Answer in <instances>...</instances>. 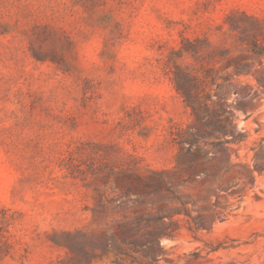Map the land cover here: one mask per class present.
Instances as JSON below:
<instances>
[{"label":"rangeland","instance_id":"374dc122","mask_svg":"<svg viewBox=\"0 0 264 264\" xmlns=\"http://www.w3.org/2000/svg\"><path fill=\"white\" fill-rule=\"evenodd\" d=\"M232 11L264 0H0V264H264V172L237 166L264 155V90ZM182 204L171 238L118 241Z\"/></svg>","mask_w":264,"mask_h":264},{"label":"trees","instance_id":"16d2710c","mask_svg":"<svg viewBox=\"0 0 264 264\" xmlns=\"http://www.w3.org/2000/svg\"><path fill=\"white\" fill-rule=\"evenodd\" d=\"M228 21V30L233 33L234 43L237 47L240 48V53L246 55L249 58H254L258 63V68L254 69L253 72L255 73L254 79L257 87L259 89L264 90V15L263 16H253L248 15L245 12L240 11H232L230 15L227 16ZM235 73L238 75H245L249 74L250 70H244L242 64H237L235 67ZM178 81V80H177ZM176 81V91L182 95L184 98V103L191 107L194 110L195 102L189 103L187 101L188 92ZM209 84V83H207ZM213 83H211L212 85ZM208 115H211L207 111ZM212 125L211 122L207 123V126ZM211 135H208L207 139H210ZM230 139H224L220 141L221 145L225 149H228V145L239 144L242 142L241 137L230 135ZM195 138H201L199 135L190 132L189 139H185L182 141L185 147H181L180 151L184 150V154L186 156L195 157L192 152V149L199 144ZM205 145H210L208 142ZM259 149L255 152L253 156L254 164L252 168H250L247 164H238L237 166L241 169L245 170L246 176H250L253 178L254 171L257 172H264V155H263V147L258 145ZM257 147V148H258ZM256 148V149H257ZM255 149V148H254ZM208 152L205 153L204 156H207ZM215 155V154H214ZM210 160H214V158H209ZM261 161V163H259ZM232 166H226L223 174L230 173L232 171ZM159 190L164 189L165 191L169 192L170 194H176L177 191H173L172 186L168 183L161 184L158 187ZM157 194H153L155 197ZM174 201H179L180 198L173 197ZM155 200L151 201V204H154ZM184 212L185 215L189 216L188 210L184 209V205L182 204L181 210H174L167 216L162 217H135L133 219L124 218V220L118 224L119 228V238L118 241L125 247L130 248L133 251L136 249L146 247V245L154 243L158 239L162 238H171V233L174 231L171 227L166 225L163 220L165 218H170L174 214H180ZM160 225L154 226L155 223L161 221ZM144 224V225H143ZM196 229H203L204 224L203 222L195 223ZM110 246L114 249H119L115 245V240L113 237L110 236ZM151 250H149L150 254Z\"/></svg>","mask_w":264,"mask_h":264}]
</instances>
